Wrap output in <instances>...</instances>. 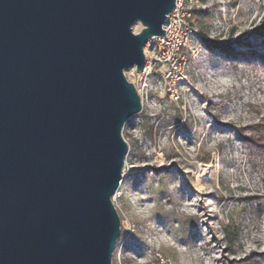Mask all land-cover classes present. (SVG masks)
Returning a JSON list of instances; mask_svg holds the SVG:
<instances>
[{"label": "water", "instance_id": "obj_1", "mask_svg": "<svg viewBox=\"0 0 264 264\" xmlns=\"http://www.w3.org/2000/svg\"><path fill=\"white\" fill-rule=\"evenodd\" d=\"M174 5L0 0V264H111L122 128L141 110L124 70Z\"/></svg>", "mask_w": 264, "mask_h": 264}, {"label": "rangeland", "instance_id": "obj_2", "mask_svg": "<svg viewBox=\"0 0 264 264\" xmlns=\"http://www.w3.org/2000/svg\"><path fill=\"white\" fill-rule=\"evenodd\" d=\"M188 12L175 64L124 70L144 90L122 128L111 264H264V147L245 140L264 137V38L254 33L264 0H198Z\"/></svg>", "mask_w": 264, "mask_h": 264}, {"label": "built area", "instance_id": "obj_3", "mask_svg": "<svg viewBox=\"0 0 264 264\" xmlns=\"http://www.w3.org/2000/svg\"><path fill=\"white\" fill-rule=\"evenodd\" d=\"M197 1L175 0L174 8L168 15V23L163 26L165 33L149 39L145 44V46L151 48L150 51L153 53V57H148L146 52H144V56L146 54L147 57L145 56L142 70L140 72L136 71L138 76L145 74L150 69V60L161 64H175L179 51L187 45L186 35L190 34L192 30L188 9ZM139 80L140 78L138 77L137 80L132 81V84L139 97H141L142 88Z\"/></svg>", "mask_w": 264, "mask_h": 264}, {"label": "trees", "instance_id": "obj_4", "mask_svg": "<svg viewBox=\"0 0 264 264\" xmlns=\"http://www.w3.org/2000/svg\"><path fill=\"white\" fill-rule=\"evenodd\" d=\"M254 33L256 35V37H260L261 39L264 38V15L263 17L261 18L258 26L255 28L254 30ZM245 140L248 141V142H252V143H257L259 144L260 146L264 147V137H250V136H247L245 137ZM262 200H263V204H264V196L262 197ZM246 257H251L252 256H246Z\"/></svg>", "mask_w": 264, "mask_h": 264}, {"label": "bare ground", "instance_id": "obj_5", "mask_svg": "<svg viewBox=\"0 0 264 264\" xmlns=\"http://www.w3.org/2000/svg\"><path fill=\"white\" fill-rule=\"evenodd\" d=\"M145 56L147 57V55L145 54ZM184 79V78H183ZM139 84H141L140 83V80H139ZM141 86V85H140ZM141 88L144 90V88L141 86ZM251 251H253V250H251ZM252 253V252H251ZM255 253V252H254ZM247 254V253H246Z\"/></svg>", "mask_w": 264, "mask_h": 264}, {"label": "snow or ice", "instance_id": "obj_6", "mask_svg": "<svg viewBox=\"0 0 264 264\" xmlns=\"http://www.w3.org/2000/svg\"><path fill=\"white\" fill-rule=\"evenodd\" d=\"M142 167V166H141Z\"/></svg>", "mask_w": 264, "mask_h": 264}]
</instances>
